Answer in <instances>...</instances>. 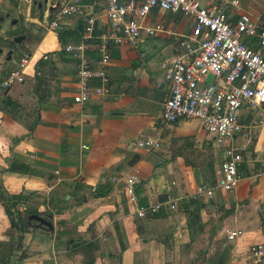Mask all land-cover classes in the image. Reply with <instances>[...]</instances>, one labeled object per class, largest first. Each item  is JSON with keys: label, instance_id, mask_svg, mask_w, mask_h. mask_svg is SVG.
I'll list each match as a JSON object with an SVG mask.
<instances>
[{"label": "crops", "instance_id": "obj_1", "mask_svg": "<svg viewBox=\"0 0 264 264\" xmlns=\"http://www.w3.org/2000/svg\"><path fill=\"white\" fill-rule=\"evenodd\" d=\"M222 1L200 0L203 5ZM237 1L227 4L234 9L227 11L233 19L242 13L252 17ZM53 2L59 1L45 0L47 14L34 21L44 23L53 15ZM81 3L95 19L85 54L98 68L101 55L96 47L106 28L105 6L102 0ZM254 19L264 24L263 14ZM156 25L162 28L147 32ZM190 27L182 13L154 9L142 23L137 45L109 47L104 69L110 76V94L93 96L85 104L73 101L76 60L62 50L59 31L48 30L26 44L24 51L32 57L23 81L0 92V195L24 194L16 208L47 214L53 230L33 224L16 251L27 257L11 258L12 264H84L86 256L78 244L85 242L92 243L93 264H245L249 247L264 240V174L254 171L258 154L264 155V128L249 146L251 155L243 163L247 175L233 191H218L208 201L191 197L203 182L197 176L198 150H193L206 140L199 120L170 124L161 118L169 84L160 62L178 52V36L189 33ZM15 32V37L25 35ZM20 42L14 40L7 50L0 47V81L13 70L15 51L19 62L24 52ZM69 43L79 40L67 39ZM43 53L50 57L40 59ZM92 83L99 84L97 79ZM158 108L161 112L155 115ZM147 138L158 140L159 146L130 145ZM133 177L136 202L124 191L125 180ZM167 192L181 197L175 210L138 217L140 201L161 199ZM226 230L240 234L229 240ZM12 239L0 203V255L16 245Z\"/></svg>", "mask_w": 264, "mask_h": 264}, {"label": "built area", "instance_id": "obj_2", "mask_svg": "<svg viewBox=\"0 0 264 264\" xmlns=\"http://www.w3.org/2000/svg\"><path fill=\"white\" fill-rule=\"evenodd\" d=\"M237 2L223 0L217 5H203L200 0H102L107 21L96 47L101 55L98 68L92 66L85 54L95 19L86 13L81 0L53 2L50 5L54 9L53 18L45 20L48 30L58 29L66 16L79 17L85 23L79 43L66 44L62 49L76 60L78 90L73 101L78 104H85L93 96L110 94V76L104 69L110 58L109 47L122 43L137 45L142 23L154 9L180 12L190 20V32L178 36V52L160 62L169 84L162 120L171 124L196 119L207 132L217 157L214 180L200 182L191 197L208 201L218 191H233L244 178L242 164L251 155L247 154L249 146L258 129L264 128V24L247 13L234 20L225 8L228 3ZM160 28V25L148 27L147 32L154 33ZM48 53H43L40 59H48ZM31 57L28 51L22 53L17 68L0 81V92L23 81ZM208 75L213 77L211 81H206ZM94 79L99 84H93ZM251 111L256 112V117L249 121ZM132 145L151 149L158 147L159 141L147 138ZM256 162L259 165L255 174H264V158ZM111 179L116 181L115 177ZM125 182V194L129 201L136 202L134 177ZM180 199L167 192L163 199L138 207L136 214L145 218L160 210H175ZM239 234L240 230H226L229 240ZM245 264H264V240L249 247Z\"/></svg>", "mask_w": 264, "mask_h": 264}, {"label": "rangeland", "instance_id": "obj_3", "mask_svg": "<svg viewBox=\"0 0 264 264\" xmlns=\"http://www.w3.org/2000/svg\"><path fill=\"white\" fill-rule=\"evenodd\" d=\"M45 0H0V47L2 50H7L12 47V43H14V32L22 31L25 33L26 38L22 40L18 45L22 48V51L27 49L26 44H30L31 41L39 39L41 35L48 31V26L42 21H34V17H38L41 13L45 16L47 14V6L44 3ZM59 1V0H58ZM103 5V4H102ZM240 8L244 11H248L251 13L252 18L254 19L258 13L263 14L264 16V0H240ZM226 11L234 10L232 7L226 6ZM257 12V14H255ZM254 13V14H253ZM43 16V17H44ZM78 17L76 16H66L60 22V27L58 30H61L63 26L67 24H74V22ZM11 19H16V22L13 23ZM43 20V18H42ZM262 23V21H260ZM15 32V33H16ZM20 35V34H19ZM247 39H252V37H248ZM17 45V44H16ZM25 52V51H24ZM19 51H15L12 54V58L15 59V63L10 64V68H17V59H18ZM4 58H7V55H4ZM213 77L211 75L206 76V81H211ZM4 92V91H2ZM1 92V93H2ZM160 113V109L156 110L155 115ZM255 111H251L249 121L255 116ZM162 118V113H161ZM204 130V129H203ZM206 134V140L203 141L202 144H197L193 150H198V158L195 159V163L200 165L198 168L197 176L203 182H211L214 180V166L217 160V157L213 153V149L210 145V141L207 138V132L204 130ZM137 142L136 140H132L130 143ZM187 145L191 144L190 141L186 142ZM137 146V145H136ZM192 146V145H191ZM258 156L263 157L264 155L259 153ZM258 164V163H257ZM207 165V168H206ZM209 166V167H208ZM211 166V168H210ZM212 169V170H211ZM244 176L247 175V168L243 165ZM205 177V178H204ZM207 179V180H205ZM221 196V195H219ZM25 206L20 207V211L22 215H24ZM16 209H14V212ZM46 215V214H45ZM45 215H41L46 217ZM30 230V229H29ZM28 230V231H29ZM10 232L14 233V239L19 235V231L11 230ZM17 250H13L10 258L16 260V256L20 254V252H16Z\"/></svg>", "mask_w": 264, "mask_h": 264}, {"label": "trees", "instance_id": "obj_4", "mask_svg": "<svg viewBox=\"0 0 264 264\" xmlns=\"http://www.w3.org/2000/svg\"><path fill=\"white\" fill-rule=\"evenodd\" d=\"M42 13L39 15L40 19H42ZM53 15L50 14L48 16V19H52ZM78 20H76V25L75 27H68V28H62L61 30H58V40L59 43L63 49V47L66 45V41L67 39L69 40H74L76 42H78V40H80L81 36L84 33V26L85 23L81 20V18H77ZM94 30V29H93ZM71 34L69 36V38H67V36ZM93 34V33H92ZM13 44V43H12ZM243 165V164H242ZM209 167V166H208ZM211 168V166H210ZM213 183V180L210 182ZM26 196L24 194H8L6 196H2L0 195V203L2 204V206L4 207L5 213L9 218V222H10V229L13 230H18L19 231V235L16 237L17 243L16 245H11L9 246V251L8 253H5L3 255H0V264H12L11 263V258L10 255L12 254L13 250H17L21 247V241L23 239V235L24 233L28 232L29 228L33 226V224L35 223V221L28 220V216L30 214H39L41 215L40 212L34 210V209H29V208H25V211L23 212L24 215H22V212H19L20 210H18L16 208V206H18L20 203V201L25 200ZM160 199V198H159ZM163 199V198H161ZM147 204L144 201H140V205H145ZM14 209H16V211L14 212ZM47 216V214H46ZM263 218V215H262ZM80 247V251H82L84 253V255L86 256V260L84 262V264H93L94 262V256L91 255L92 253V243L91 242H85L83 243H79L78 244ZM27 257V255L21 251L20 254L17 256V260L19 261H23L25 258ZM88 258V260H87Z\"/></svg>", "mask_w": 264, "mask_h": 264}, {"label": "water", "instance_id": "obj_5", "mask_svg": "<svg viewBox=\"0 0 264 264\" xmlns=\"http://www.w3.org/2000/svg\"><path fill=\"white\" fill-rule=\"evenodd\" d=\"M25 38V35H21V36H17L14 38V40L16 42H20L22 39ZM1 51V49H0ZM28 220L31 221H36V224L38 227H44L46 228L47 230H50L52 231L53 230V225H52V222L50 221V219L46 218V217H43L39 214H30L28 216Z\"/></svg>", "mask_w": 264, "mask_h": 264}, {"label": "flooded vegetation", "instance_id": "obj_6", "mask_svg": "<svg viewBox=\"0 0 264 264\" xmlns=\"http://www.w3.org/2000/svg\"><path fill=\"white\" fill-rule=\"evenodd\" d=\"M34 224H36V221H35V223Z\"/></svg>", "mask_w": 264, "mask_h": 264}, {"label": "clouds", "instance_id": "obj_7", "mask_svg": "<svg viewBox=\"0 0 264 264\" xmlns=\"http://www.w3.org/2000/svg\"><path fill=\"white\" fill-rule=\"evenodd\" d=\"M19 210H21V209H19Z\"/></svg>", "mask_w": 264, "mask_h": 264}]
</instances>
